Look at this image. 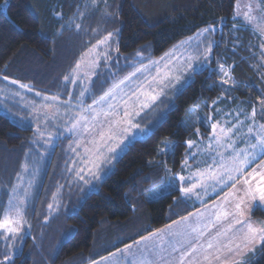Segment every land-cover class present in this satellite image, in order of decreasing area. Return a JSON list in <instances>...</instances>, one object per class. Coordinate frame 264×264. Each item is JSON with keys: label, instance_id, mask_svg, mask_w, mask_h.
<instances>
[{"label": "trees", "instance_id": "trees-1", "mask_svg": "<svg viewBox=\"0 0 264 264\" xmlns=\"http://www.w3.org/2000/svg\"><path fill=\"white\" fill-rule=\"evenodd\" d=\"M234 3L0 0V77L63 100L69 93V82L63 79L69 80L86 49V39L98 40L115 31L116 59H130L132 64L159 57L182 39L213 26L219 30L220 48L215 54L221 50L225 66L235 61L232 74L242 96L264 102L259 71L243 60L240 48L231 46L253 38L249 28L231 18ZM94 15H99L96 20ZM118 64L126 70L125 64ZM110 77L108 72L94 74L91 91L82 98L84 104L105 92L112 83ZM219 90L215 69L199 70L172 94V100L160 98L145 112L140 125L146 131L127 141L98 172L44 173L30 224L14 235L20 242L11 248L4 241L9 236L0 230V264H87L189 213L195 205L187 207L174 176L187 160L188 141L196 139L192 113L197 107L207 113V104L219 96ZM32 129L30 120L0 112V220L3 198L11 190L5 183L9 176L4 180L3 176L31 145ZM166 142L174 148L166 147ZM249 217L264 220V209L254 207ZM241 264H264V242Z\"/></svg>", "mask_w": 264, "mask_h": 264}, {"label": "rangeland", "instance_id": "rangeland-1", "mask_svg": "<svg viewBox=\"0 0 264 264\" xmlns=\"http://www.w3.org/2000/svg\"><path fill=\"white\" fill-rule=\"evenodd\" d=\"M98 16L94 15L93 19L96 20ZM249 16L254 19L249 20ZM83 17H86V13L78 19ZM231 18L237 24L249 28L253 36L251 41H235L231 46L241 49L243 60H247L253 71H259V77L264 81V30H261L264 29V0H235ZM206 28L207 32L204 31ZM206 28L182 39L159 57L132 64L130 59L127 62L124 59H116L118 53L115 31L111 32V37L107 34L98 40L86 39V49L69 73L70 81L63 79L64 82H69V93L63 100H57L54 95L41 94L36 102L35 98L28 97V94L35 93L24 85L0 77V112L30 120L33 128V137L29 139L31 145L24 150L19 160L8 166L7 173L3 176V180L9 176L5 183L10 185L11 190L3 198L2 209L5 211L2 220L9 217L12 220L9 227L18 229L16 232H10L6 228H0L4 235L9 236L4 241L11 248L20 242H16L18 238L14 235L21 233L24 227L30 224L29 217L32 216L35 193L40 187L44 173L48 171L53 175L59 169L65 174L72 170H96L119 153L127 141L143 133L140 131L143 129L140 122L151 107L140 112V103L147 102V98L141 96L140 101H129L128 107L125 108L119 103L122 97L127 99L125 93L130 96L140 85H143L140 92L158 91L162 86L160 81L163 80L167 87L160 98L172 100L173 95L182 89L195 72L209 67L215 69L218 77L219 96L207 104V113L203 107H197L195 113H192L191 122L197 126L196 139L191 141V145L187 144L189 153L181 171L182 177L189 180L188 184L182 187L183 178L178 181L179 175H175L177 187L179 186L181 196L186 199L187 207L193 208L195 205V208L127 244L113 256H103L104 260L97 264H207L203 252L204 240L195 237L196 234L202 235L199 225L215 222L217 217L225 219L220 213L226 211L229 213V219L233 220L232 227L237 228V224L242 227L250 221L255 228V219L247 220V216L254 202H260L264 206V201L259 199V189H264L263 185L255 189L258 186V177L264 173V154L256 153L254 159L250 157L244 164L234 163V160L243 159L245 150L252 152L250 145L255 144L257 138L264 134V129L261 126L255 127V122H252L255 109L261 116L262 112L264 113V102H251L246 99V95L242 96V90L235 85L232 74L235 61L225 66L224 61L220 60L221 50L215 54L220 48L217 42L219 30L213 26ZM94 35L95 32H92L91 36ZM106 38V43H98ZM226 42L229 45L227 40ZM118 63L125 64L126 70H122ZM189 64L192 65L191 68ZM106 72L113 78L105 92L124 81L114 92L116 98L109 97L101 102L99 98L104 92L94 98L96 104H93L94 100L84 104L80 100L81 93L84 97L91 91L90 81L94 74L101 76ZM132 73H135V76H130ZM126 77L130 78L125 79ZM77 84L80 91L73 101L71 94ZM235 102L246 104L248 112H244V116L240 113L242 109L238 111L233 107ZM110 104L116 105L114 111L109 108ZM215 106L218 108L209 112ZM236 106L240 107V104ZM125 111L140 112V115L131 117V124L138 127L116 123L121 120ZM81 116L87 119L79 120ZM48 122L53 126L49 127ZM74 124L77 125L75 128ZM110 124L113 126L111 133ZM213 125H217L215 132ZM202 132L206 136L203 137ZM111 135H114L115 139H110ZM121 140L125 141L124 144L117 148L116 152H109V149L116 148ZM237 167L241 170L237 171ZM245 180L249 181L255 199L245 197V190L249 187V184L244 183ZM183 189L191 191H182ZM150 196L149 199L152 198ZM241 197H245V202L241 205L243 215L238 213L235 207ZM234 220H239L240 223L236 224ZM256 226V231L249 232L248 237L261 233L264 220L256 222ZM224 247L229 248L231 245L228 242ZM193 248L196 250L193 251Z\"/></svg>", "mask_w": 264, "mask_h": 264}, {"label": "crops", "instance_id": "crops-1", "mask_svg": "<svg viewBox=\"0 0 264 264\" xmlns=\"http://www.w3.org/2000/svg\"><path fill=\"white\" fill-rule=\"evenodd\" d=\"M13 81H15L18 84L24 85L28 90L35 93V94H31V93L28 94V97L30 99L35 98L36 102L39 101L38 97L41 96V94L38 90L33 89L29 84H24L23 82L16 81V80H13ZM90 83H92V79H91ZM78 89H79V85L77 84L76 86H74L73 92L71 94V96L73 97L72 98L73 101L79 95L80 90H78ZM82 98H83V95H81V99H80L81 101H83ZM237 104H240V107H237L236 106ZM225 107H226V104H225ZM233 107H235L237 110L242 109L241 110L242 112H240L242 116H244L243 115L244 112H246V113L248 112L246 104H241V103L235 102ZM217 108H218V106H215L213 108V110L210 109L209 112H213ZM253 115L255 117L252 118L253 119L252 122H255V127L264 125V113L263 112H262V116H261L259 114V111L255 109L253 112ZM99 168H100V166L97 169H99ZM97 169H96V172H98ZM83 172H84V170H83ZM175 175H179L178 181H180V178L182 177L181 172H179ZM182 178L183 179L181 180L182 181L181 184L183 187V186L188 184L189 180L188 179L185 180L184 177H182ZM256 178L257 177H255V179ZM258 178H259L258 182H257L258 186L255 187V189H257L258 187H260L262 185L264 187V181L261 180V176ZM175 180H176V178H175ZM255 201L257 202V200H255ZM222 207H224V206H222ZM250 207H251V210L254 207H260V208L264 209V206L261 205L260 202H257L256 204L254 202ZM251 210H250V212H251ZM250 212L248 213L247 220H254V219H251L249 217ZM224 213H226V211L223 213H220V216L223 215L225 217V219H221V218L218 219L217 218V220L215 222L204 224V225H199V228H201L199 231H202V235L196 234V236H195V237H198V238L204 240L203 252H204L205 256H208L207 264H232L233 261H235L236 264H241L245 261L246 257L249 254H252L254 252V250L261 245L262 240H264V232H261L259 235L255 234V235H251L248 237L249 231H248V229H245V228H248V225L251 224L250 221H247L245 226L239 227L237 222H236L237 220H234L237 224V228L232 227L231 221H233V220H230L228 216L224 215ZM256 220L257 219H255V222H254L255 223V229L258 228L256 226V222L261 221V220H257V221ZM218 233H219V235H217ZM245 237H247V239H245ZM228 242L230 243L231 247L225 248L224 246H226L228 244ZM209 243H211L213 245L212 248H208ZM125 246H127V245H125ZM125 246H123V247H125ZM237 246H239V247H237ZM123 247L109 253L108 255L113 256L114 253L121 251ZM229 249H231V251H229ZM230 253H231V256L228 257V254H230ZM209 254H211V255H209ZM213 256L220 257V259H213ZM103 260H104V257L98 258V259L91 261L87 264H97L99 262H102Z\"/></svg>", "mask_w": 264, "mask_h": 264}, {"label": "snow or ice", "instance_id": "snow-or-ice-1", "mask_svg": "<svg viewBox=\"0 0 264 264\" xmlns=\"http://www.w3.org/2000/svg\"><path fill=\"white\" fill-rule=\"evenodd\" d=\"M249 20H252L254 19L253 17L249 16L247 17ZM261 30H264V29H261ZM205 32L208 31V29H204ZM112 36V33H109L108 34V37H111ZM107 42V38L104 40V41H100L98 43H106ZM77 67H79V65H77ZM189 67L191 68L192 65L189 64ZM139 71V69L137 70ZM130 76H135V73H132L130 74ZM130 77H126L125 79H129ZM65 79H68V77H65ZM155 79V78H154ZM177 81H179V78L177 77L176 78ZM123 80L119 82V84L115 85L113 88L109 89V91L105 92L100 98L99 100L102 102V101H105L107 100L109 97H111L112 99H115V95H114V92L117 88H119L120 84H123ZM224 83H228V81H224ZM160 84L162 85L158 91H154V92H140V88L143 87V85H140L138 86L137 88V91L135 92H132V94L129 96L127 93H125L124 95L127 96V99H124L123 97L120 99L119 103L120 104H123L125 108L128 107V104H129V101H132V100H136V101H140L141 100V96H145L147 98V102H141L140 103V112H143L145 109H148L150 107H152L157 101H159L160 97L162 95H164V88L167 87L166 84H164V81L161 80L160 81ZM23 86V85H22ZM81 95H83V93H81ZM97 101L94 100L93 101V104H96ZM89 108H91V105L88 106ZM115 107L116 105H109V108L112 109L113 111L115 110ZM140 112H135V113H131V112H128V111H125L124 112V116L121 118L120 121H117L116 123L117 124H125L127 123L129 126H132V127H138L137 125H132L131 124V117L132 115H140ZM118 114V113H117ZM79 120H85L87 119L86 117H79L78 118ZM77 125H73V128H75ZM216 127L217 125H213L212 126V129H213V132H215L216 130ZM262 129H264V125L261 126ZM113 130V126L110 124L109 125V131L110 133L112 132ZM140 131H146V129H141ZM249 131H251V129H249ZM110 139H115V136L114 135H111L109 137ZM101 139L103 140L104 139V136H103V133H101ZM124 140H121L116 148H111L109 149V152H116L117 148L121 147V145L124 144ZM189 145H191V141H188ZM166 147H169V148H174V145H169L167 144L166 142ZM250 148L252 149V152H248L247 150H245L244 152V158L243 159H240V160H234V163H238V164H244V163H247L249 161V158H255V154L256 153H260V154H264V134H262L261 136H259L257 138V142L255 144H251L250 145ZM163 151V150H161ZM237 156H239V154H237ZM237 171H240L241 169L239 167L236 168ZM79 175V173H78ZM81 179H83V177H80ZM261 180L264 181V173L261 174ZM245 184H249V181L245 180L244 181ZM182 191H191V189H183ZM260 191V196H259V199L261 201H264V189H259ZM245 197H248L249 199H255V196L252 194V189H251V186L249 184V187L248 189L245 190ZM245 197H241L239 198V202L235 205L236 207V210L238 213H240L241 215H243V213L241 212V205L245 202ZM49 207L51 208V205H49ZM18 212V210H17ZM19 214V212H18ZM225 216L229 215V213H224ZM219 219V217H217ZM237 223H240L239 220L236 221ZM12 223V220L9 218V217H5L3 220H0V228H6L8 231L10 232H16L18 231V229L16 228H12V227H9V225ZM193 231H195V229H193ZM248 231L249 232H255L256 229L253 228V226L251 224L248 225ZM261 232H264V229H260ZM219 235V233L217 234ZM245 239H247V237H245ZM213 245L211 243L208 244V248H212ZM239 247V246H237ZM196 249L193 248V251H195ZM173 251H176V249H173ZM229 251H231V249H229ZM211 255V254H209ZM5 259H8V257H5ZM205 260L208 259V256H205L204 257ZM213 259H220V257H216V256H213ZM232 264H236L235 261L232 262Z\"/></svg>", "mask_w": 264, "mask_h": 264}]
</instances>
